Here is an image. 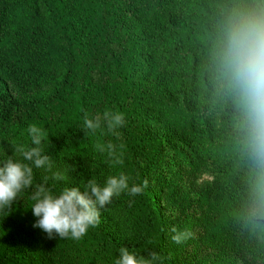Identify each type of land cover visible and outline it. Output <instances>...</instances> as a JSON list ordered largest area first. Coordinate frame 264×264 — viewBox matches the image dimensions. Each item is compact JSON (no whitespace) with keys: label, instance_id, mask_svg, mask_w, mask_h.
<instances>
[{"label":"trees","instance_id":"16d2710c","mask_svg":"<svg viewBox=\"0 0 264 264\" xmlns=\"http://www.w3.org/2000/svg\"><path fill=\"white\" fill-rule=\"evenodd\" d=\"M261 8L264 0H0V164L11 145L31 146L35 124L53 171L66 176L34 168L33 188L0 210V264H116L122 247L158 253L153 264H186L168 249L173 227L201 234L222 264H264V171L244 147L213 60L227 17ZM136 70L149 88L132 80ZM105 111L124 114L119 139L104 122L84 128L85 113ZM109 142L122 145L123 164L97 149ZM120 172L130 187L148 186L113 197L80 240L33 227L31 195L45 176L59 194ZM167 197L177 209L165 219Z\"/></svg>","mask_w":264,"mask_h":264},{"label":"clouds","instance_id":"9594fccd","mask_svg":"<svg viewBox=\"0 0 264 264\" xmlns=\"http://www.w3.org/2000/svg\"><path fill=\"white\" fill-rule=\"evenodd\" d=\"M215 81L219 89L233 100L238 112L237 128L243 136V144L250 158L264 171V8L234 10L222 24L214 45ZM106 123L108 132L119 139L117 129L125 124L121 112L105 111L103 115L89 118L84 114V128L95 133ZM27 132L31 137V146L11 145L13 154L0 165V210L10 208L18 195L34 185L33 170L43 169L51 173V179L66 180L61 171H53L51 158L44 154L42 142L46 133L35 124L29 125ZM109 142L106 146L97 145L100 152L107 150L109 158L115 164H123L122 152ZM45 183L36 184L31 195L29 207L36 220L37 227L53 238H71L80 240L90 228L100 223L101 209L112 202V198L127 191L130 195L141 194L148 186L129 185L130 177L124 172L109 175L104 184L89 179L81 190L79 187H65L54 194ZM261 205L264 206V183L258 189ZM28 208V209H29ZM171 239L181 244L192 235L189 231H179L173 227ZM159 254L151 252L148 257L138 255L126 247L120 249L116 264H153Z\"/></svg>","mask_w":264,"mask_h":264},{"label":"rangeland","instance_id":"374dc122","mask_svg":"<svg viewBox=\"0 0 264 264\" xmlns=\"http://www.w3.org/2000/svg\"><path fill=\"white\" fill-rule=\"evenodd\" d=\"M132 77V80L143 88H149L151 86L150 79L142 71L136 70ZM157 175H160V177L166 176L163 167H160L153 175L154 183L156 182L158 184L159 178ZM173 201V197H167V201L165 202L164 200L161 201L160 205L162 208L160 207V212L163 218L167 219L169 215H174L177 207L173 204ZM193 235L195 238L190 237L185 244H174L168 247L173 256L186 264H222L217 258L218 252L203 243L201 234L196 235V232H194Z\"/></svg>","mask_w":264,"mask_h":264}]
</instances>
